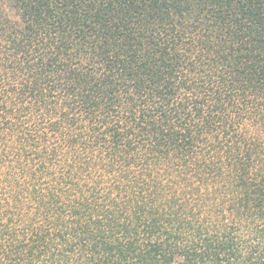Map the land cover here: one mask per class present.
<instances>
[{"label":"trees","instance_id":"obj_1","mask_svg":"<svg viewBox=\"0 0 264 264\" xmlns=\"http://www.w3.org/2000/svg\"><path fill=\"white\" fill-rule=\"evenodd\" d=\"M0 264H264V0H0Z\"/></svg>","mask_w":264,"mask_h":264}]
</instances>
